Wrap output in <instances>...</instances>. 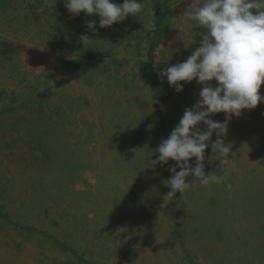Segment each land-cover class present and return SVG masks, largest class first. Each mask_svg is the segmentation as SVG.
<instances>
[{"label": "rangeland", "instance_id": "374dc122", "mask_svg": "<svg viewBox=\"0 0 264 264\" xmlns=\"http://www.w3.org/2000/svg\"><path fill=\"white\" fill-rule=\"evenodd\" d=\"M190 2L172 0L176 16L154 50L151 0L140 19L105 28L64 0L0 7V264H264V102L232 117L221 138L235 155L223 168L209 142L205 173L222 182L194 181L164 201L176 162L147 163L202 88L181 81L177 93L157 74L201 42L206 30L180 16ZM62 9L65 35L55 29ZM82 34L92 61L77 59ZM150 56L162 100L138 70Z\"/></svg>", "mask_w": 264, "mask_h": 264}, {"label": "clouds", "instance_id": "9594fccd", "mask_svg": "<svg viewBox=\"0 0 264 264\" xmlns=\"http://www.w3.org/2000/svg\"><path fill=\"white\" fill-rule=\"evenodd\" d=\"M44 3L51 6L50 0H44ZM64 6L73 17L81 13L98 16L99 27L105 28L123 22L129 16L140 19L147 0H123L122 4L114 0H64ZM180 16L206 31L200 33L199 46L186 60L158 69L157 74L162 82L166 78L177 93L183 90L181 81L191 83L196 80L202 88L196 103L185 109L178 125L155 149L159 153L156 159H151L154 154L151 152L147 160L153 168L168 164L169 160L176 162L168 169L174 175L164 181L170 188L164 201L177 192L183 194L194 181H199L201 186L222 182L224 173H205V150L209 148V142L212 152L222 158L217 160L223 168L231 160L228 157L232 146L226 145L221 137L227 135L232 117L239 118L242 110L255 109L264 102V96L260 94L264 84V0H191ZM96 23L95 20L86 21V27L95 32ZM90 40L87 34L79 37L84 46ZM213 80L217 82L216 86L210 83ZM221 112L225 114L223 122L209 118ZM201 122L206 125L205 129L198 127ZM214 133L217 139L212 142ZM193 157L194 167L190 164ZM189 176L193 179L186 182Z\"/></svg>", "mask_w": 264, "mask_h": 264}, {"label": "trees", "instance_id": "16d2710c", "mask_svg": "<svg viewBox=\"0 0 264 264\" xmlns=\"http://www.w3.org/2000/svg\"><path fill=\"white\" fill-rule=\"evenodd\" d=\"M8 0H0V7L6 5ZM64 9V8H63ZM62 9L61 15L57 18L55 29L61 34L65 35L66 30L71 25L67 17L66 10ZM151 9L153 12V30L151 31V38L149 39V48L154 50L160 43L163 37L169 32L167 26L171 20L176 16V10L172 8V0H151ZM69 25V26H68ZM77 26H74L76 28ZM83 29V27H82ZM86 28H84L85 30ZM87 30V29H86ZM85 30V31H86ZM77 59L79 60H93L94 54L90 52L82 43L78 45L77 49ZM139 73L143 82L150 87L153 93L156 95L158 100H162L163 94L159 88V82L156 74L154 73L153 60L150 56L149 60L146 62H140L138 66ZM10 107L4 108L2 112L9 111ZM24 230V227H20ZM54 245L64 252L74 253L66 244L59 241H54ZM75 255V253H74ZM78 262L83 263L81 257H77Z\"/></svg>", "mask_w": 264, "mask_h": 264}]
</instances>
